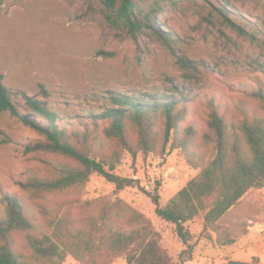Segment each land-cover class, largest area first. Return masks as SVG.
<instances>
[{"label": "rangeland", "instance_id": "1", "mask_svg": "<svg viewBox=\"0 0 264 264\" xmlns=\"http://www.w3.org/2000/svg\"><path fill=\"white\" fill-rule=\"evenodd\" d=\"M134 1L137 15L151 12L154 6L160 9L157 18L162 34L144 29L133 37L102 0H0V75L17 100L22 101L21 92L41 97L40 86L47 88L49 104L63 116L71 139L84 130L90 132L95 152L106 156L116 152L114 172L138 179L145 190L157 187L163 205L214 156V142L206 137L213 135L208 125L212 110L223 115L229 126L244 116L264 117V108L250 95L264 87V0ZM223 4L235 25L220 14L218 6ZM169 80L187 90L179 131L188 126L195 129L190 152L170 141L163 143L160 118L153 127L158 133L155 150L145 155L138 149L133 157L106 136L108 119L94 123L91 118L109 104L106 90L164 88L170 86ZM5 137L10 141L0 144V208H4L5 193L14 195L23 203L35 235L48 232L41 206L62 200L75 201L71 208L75 218L111 207L113 221L125 224L127 212L112 203L119 198L144 215L174 261L227 264L233 258L258 262L260 243H252L258 235L255 230L264 229V188L244 195L219 220L218 232L203 229L202 216L187 222L193 250L189 256L174 225L156 216L154 204L138 187L115 190L95 173L84 186L65 192L35 194L23 188L19 182L51 176L56 166L71 161L47 151H25L26 144L43 135L1 112L0 139ZM129 137L137 141L135 131L130 130ZM12 239L22 264H82L72 255L61 262L36 257L23 231H14ZM108 264L129 263L121 254Z\"/></svg>", "mask_w": 264, "mask_h": 264}, {"label": "trees", "instance_id": "2", "mask_svg": "<svg viewBox=\"0 0 264 264\" xmlns=\"http://www.w3.org/2000/svg\"><path fill=\"white\" fill-rule=\"evenodd\" d=\"M102 2L110 12L115 13V17L133 37L144 29L163 33L157 18L160 9L156 6L151 12L137 15L134 0ZM225 5L218 6V10L230 24L235 25L226 14ZM238 28L244 32L240 26ZM182 61L191 63L187 58H182ZM170 83V86H155L150 90H106L105 97L109 104L100 113L91 114V118L94 123L97 119H108L110 125L105 129L106 136L128 149L133 157L138 149L145 155L155 150L158 133L153 127L160 118L163 121V143L170 141L188 148L190 152L188 145L195 129L188 126L184 132L179 131V121L186 111L187 90L177 82ZM40 87L41 97L21 92L22 101L17 100L3 84L0 75V113L8 112L43 135V138L26 144L25 151H47L71 161L56 166L51 176H33L19 182L23 188L35 194L65 192L82 187L95 173L112 183L115 190L138 187L154 204L156 216L174 225L178 239L187 245L185 253L191 256L193 250L188 243L190 234L185 226L187 222L202 216L203 229L218 232L219 220L244 195L264 188V117L259 114L244 116L238 123L232 122V126H229L223 115L212 110L208 125L213 135L206 137L214 142V156L201 166L184 187L161 205L157 187L145 190L138 179L114 172V165L118 161L116 152L111 156L95 152L89 143L90 132L84 130L71 139V134L63 126V116L49 104V90ZM250 95L264 108V87L252 90ZM130 130L137 133L136 142L129 140ZM9 141L8 137L1 138L0 144ZM1 202L4 208H0V264H22L12 239L14 231H23L33 254L44 260L61 262L67 255H72L82 264H108L114 257L125 254L129 264H182L180 260L174 261L160 244L144 215L119 198L112 203L118 210L127 212L125 224L113 221L111 207L86 218H75L71 215L73 200L44 204L41 213L47 221L48 232L41 235L32 233L33 224L19 199L5 193ZM227 264L256 262L230 259Z\"/></svg>", "mask_w": 264, "mask_h": 264}, {"label": "crops", "instance_id": "3", "mask_svg": "<svg viewBox=\"0 0 264 264\" xmlns=\"http://www.w3.org/2000/svg\"><path fill=\"white\" fill-rule=\"evenodd\" d=\"M262 206H263V208H264V201L262 202ZM251 231H252V228L250 227L249 232H251ZM255 232H256L258 235H256V236H257V237H256V241H253L252 244H253V245H254V244L256 245V243H260L259 246L256 248V250L259 251V249H260V252H261L257 264H264V229L259 230V231H256V230H255ZM246 238H249V236L246 237ZM231 259H233V258H231ZM234 260H237V259H234ZM239 261H241V260H239ZM245 261H248V260H245Z\"/></svg>", "mask_w": 264, "mask_h": 264}]
</instances>
